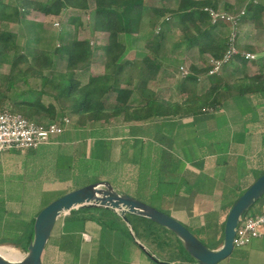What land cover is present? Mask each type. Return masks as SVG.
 I'll return each instance as SVG.
<instances>
[{"label":"crops","instance_id":"0c3cea01","mask_svg":"<svg viewBox=\"0 0 264 264\" xmlns=\"http://www.w3.org/2000/svg\"><path fill=\"white\" fill-rule=\"evenodd\" d=\"M252 2L264 7V0H221L219 11H225V5L241 11ZM37 14L42 18H37L39 22L34 25L45 27L42 20H57ZM262 19L263 24L264 15ZM26 22L31 23L28 19ZM99 38V54L102 58L104 43L101 34ZM240 39L242 48L247 45L254 50V53L247 52L255 55L257 61L264 58V27L256 28L253 22L243 20ZM128 49L130 53L137 51L135 45H129ZM183 52H187L186 47H183ZM209 58V55H205L204 60L200 58V61L188 66L181 65L177 71L181 67L190 68L191 65L203 68ZM257 61L250 62L246 69L239 65L234 78H242L235 74L247 73L250 66L259 68ZM167 66L169 64L164 63V68L168 69ZM103 74L104 71L99 76ZM181 77L178 75L182 81ZM165 78L160 74L152 88L170 90ZM201 79L205 80L204 77ZM179 85L174 87L179 96L169 99L167 91L164 95L167 100L182 102L189 97L188 94H182ZM206 87L209 88L210 84L198 86L197 94ZM222 93L225 97L222 96L220 109L198 116L157 117L137 123H126L119 118L84 129L68 127L63 135L39 150L1 153L0 182L7 179L15 180L16 184L33 178L30 184L34 186L38 182L42 194H53L63 192L79 173L93 172L92 169L98 167L96 183L109 181L113 185V178L118 182L133 181L134 185L130 187L133 194L113 186L118 192L135 197L136 191L139 193L137 184L155 176L154 184L150 185V198L154 202L149 199L150 205L169 212L203 243L212 249H219L224 243L221 240L228 214L238 196L254 183L259 169L256 157L264 150V99L259 102L248 97L238 103L235 100L237 94ZM134 99L141 100L138 94H135ZM96 149L99 157L95 156ZM29 157H33L30 158L32 164L27 162ZM18 161L22 165L18 166ZM108 166L123 173L134 172L136 176L109 175L103 171ZM138 167H141L144 177L139 176L141 170L138 171ZM65 169L69 172L65 173ZM37 208L30 215L24 232L30 229L40 213L41 210ZM252 214L264 215V197L252 208ZM58 223L43 254V264H156L137 246L132 236L131 240L124 233L123 225L127 224L112 212L100 208H86L82 212L74 210L60 218ZM165 238L172 241L178 254V240L171 234H166ZM143 245L148 251L150 248L155 249L154 245L149 247L150 242ZM223 263L264 264V227L259 238L247 247L235 248L232 256L219 264ZM171 264L195 262L189 260L184 263L177 258Z\"/></svg>","mask_w":264,"mask_h":264},{"label":"trees","instance_id":"16d2710c","mask_svg":"<svg viewBox=\"0 0 264 264\" xmlns=\"http://www.w3.org/2000/svg\"><path fill=\"white\" fill-rule=\"evenodd\" d=\"M174 1L177 4L176 8L165 5L160 8L150 6L147 0H95V8L92 10L88 0H47L46 2L0 0V25L2 23L21 24L32 12L55 18H61L67 12H73L66 23L73 25L76 32L75 37L62 38L54 50L43 51L23 48L18 44V35L14 31L0 30V68L4 64L10 66V72L2 77L0 83V113L4 112L7 103H10L12 112L30 121L44 124L43 119L57 121L61 117H70L73 120L70 127L77 129L94 126L99 122L110 123L119 118L126 123H137L157 117L189 114L198 116L220 109L223 102L221 91L225 92L224 95L237 94L238 98L235 100L238 103L244 102L248 97L262 101V98L264 99V58L257 61L260 68L259 74L249 76L244 72L243 77L239 79L233 76L238 71L239 65L246 69L250 62L256 61H250L244 57L243 54H247V51L254 53V50L247 45L242 48L240 38L237 42L240 53L224 66L221 75H209L213 69L209 61L203 68L191 65L189 68L191 73L187 78H182L178 71L182 79L179 89L182 94L189 96L186 100L169 101L164 96L169 89L157 87L154 90L152 88V84L160 77L164 63L173 66L177 64L176 61L169 60V54L165 49L169 39L168 34L175 26H179L181 32V38L174 46L175 52L181 47H186L187 52L196 48L201 59L209 55L215 60H222L229 48L230 25L221 21L213 24L209 12L206 11V9L219 11L221 0ZM86 12L91 14L92 32L102 35L101 40L104 44L101 51L104 54L105 73L102 76H90L88 82L82 85L78 79V71H88L94 59L90 40H82L78 37L85 25L80 14L77 13ZM225 12L240 14V11L234 10L229 5H225ZM263 15L264 7L252 2L246 7V15L242 18L241 24L243 20H249L255 24L256 28L264 27ZM168 17L171 20L166 21ZM145 20L148 22L149 29L157 34L151 36L152 39L144 46L145 53L142 52V58L138 59L139 52L130 53L127 44L122 42L120 37L125 36L129 42L137 41L138 38L134 39V37L142 36L141 29ZM39 27L43 29L44 26ZM58 59H67L65 71L57 68ZM227 67L229 69L226 70ZM202 77L205 80H202ZM32 81H39V87H32ZM203 83L207 85L209 83L210 87H206L202 93L197 94V87ZM24 87L25 90H23ZM110 94L116 95V98L113 104L107 106L104 98ZM135 94L139 95L140 101L134 99ZM45 96L53 99L48 105L43 101ZM57 107L60 108L59 112ZM258 161L259 169L254 182L264 174V150L258 154ZM68 192L70 191H65V193ZM84 210L80 209L79 212ZM160 211L170 215L169 212ZM128 217L137 238L143 244L150 242L149 247L154 245L155 249L150 248L149 252L159 257L160 261L172 263L178 258L185 263L192 260L180 241L170 231L148 219L132 215ZM35 220L27 232L14 238L0 239V246L12 244L27 253L34 237ZM125 228L124 233L132 240L128 228L126 226ZM166 234H171L178 240L180 246L177 251L182 255L179 253L175 255L174 244L169 238H165Z\"/></svg>","mask_w":264,"mask_h":264},{"label":"rangeland","instance_id":"374dc122","mask_svg":"<svg viewBox=\"0 0 264 264\" xmlns=\"http://www.w3.org/2000/svg\"><path fill=\"white\" fill-rule=\"evenodd\" d=\"M38 1L46 2L47 0H38ZM88 2L90 5V8L93 10L95 8V0H88ZM147 3L150 6H154L158 8L162 7L163 5H165L166 7L176 8V5H177L174 0H165L163 2L161 0H147ZM31 14H30V17L29 16L26 17V20L28 19V22H31V23L28 24L26 21L22 22L21 24L2 23L0 25V30L14 31L18 35V39H17L18 44L21 45L23 48L28 47V48H33L35 50H43V51L44 50H54L60 44V40L62 38H72V37H75L76 35L74 26L66 23L67 18L70 15H72L73 12H67L66 15H63L61 18H56L57 20L53 18L42 20L41 23L45 25L43 29L40 28L38 25H34V24H38L39 22L37 18L41 19L42 17L38 15L37 13H33L32 15ZM77 14H80L82 18V22L85 25L84 29L79 33L78 37L79 39H82V40H90L91 45L94 50V59H93V63L90 69H88V71H78V79L82 82V85H85L88 82L90 76H99V74L103 73V71L105 73L104 57L101 58V55L99 54V44H101L99 43L100 42L99 33L94 34L92 32L91 14L87 12L77 13ZM169 20H171L170 17L166 18V21H169ZM144 22L145 24L142 25V29H141L142 36L134 37V39L138 38L137 41L129 42L125 36L120 37L121 41L127 44V47L129 45L130 46L135 45V49L137 50L136 52L141 53V55L139 53L137 54L138 59L142 58V52L145 53L144 46L147 44L149 40L152 39L151 36L153 34H157L153 32L151 29H149L148 22H146V20ZM55 23H60V25L56 26L54 25ZM158 30L159 28L157 29L156 32H158ZM169 32L170 31H168V33ZM168 38L169 39L166 42L165 49L167 51V54H169V60L173 62L176 61L177 64L175 66L173 65L167 66L168 69L164 68L163 72L161 73V76L164 78L166 77L165 81L169 83L168 85H170L171 87L168 92V98L175 99L176 96H179V94H178V90L175 89L174 87L181 83V80L178 78V75H179L177 71L179 69L178 67L184 64L185 66H188L189 64L196 63L200 61V56L197 51L198 49L196 48H194L191 52H183V47H181L177 52H175L176 49L174 46L176 42H178V40H180L181 38V32H180L179 26H175L173 28L171 33L168 34ZM245 42H246V39H245ZM183 57L184 59H181ZM203 60H204V57H203ZM56 65L59 70L65 71L67 69V59H64V60L58 59ZM99 65H101L102 67H99ZM9 72H10V66L6 64L2 65V67L0 68V83L2 82V77L4 75H7ZM246 72L248 73V75L254 76L256 74H259L260 68H257V67L255 68V67L250 66ZM235 75L239 77V76H243L244 74L243 72H238ZM31 84H32V87L35 88V87H39L40 82L32 81ZM199 88H200V85H199ZM25 89L26 88L24 87L23 90ZM115 98H116V95L114 94H110L106 96L104 98L105 104L107 106L110 104H113L115 102ZM136 100L140 101L139 99H136ZM43 101L46 105H48L53 101V99L48 96H45L43 97ZM227 104L230 105V102H228ZM6 110L12 111V105L10 103H7ZM57 110L59 112L60 108L57 107ZM67 118L70 120V125H71V121H73L72 118L70 117H67ZM43 120L45 121L44 124H49L53 122V121H48V118L43 119ZM77 129H80V128H77ZM98 153L99 152H97V149H96V155H95L96 157H99ZM30 158H33V157H29L27 159V162L29 161V164H32L30 161ZM256 159L258 160V155ZM16 164H18V166L22 165L21 161H18ZM138 168H137L138 171L141 170V167H138ZM98 169L99 168L96 167L92 169L93 172L87 171V172L79 173L78 175L75 176L74 182L72 183L73 185L71 184L70 186H67V188H65L63 192H55L53 194H42L39 190L38 182H36L34 186L30 184L29 181H33V178H29V180H26V181H19L16 184H15V180H11V181L10 180L7 181V179L2 180L0 182V239L14 238L15 236L19 234L21 235L25 231V228H26L25 226L27 225V222L29 221L30 215L33 213V211L37 207L40 210H43L50 203L57 200L64 194H66L65 191L67 190L71 191L74 188L77 189V187H84V186L96 183L97 181L96 175L99 173ZM103 171L109 175L116 173L118 175H124L130 178H133L134 176H136L134 172H129V174L123 173L122 171L113 170L110 166L104 168ZM64 172L66 173L69 171L68 169H65ZM138 173H139V176L142 175V177H144V172H142V170L141 172H138ZM154 180H155V176H151L149 177V181H143L137 184L139 188V193L136 191L135 193L136 199H140L149 204L151 203V201L154 202V199L150 198L151 197L150 196L151 194L150 185L154 184ZM111 182L113 183V185L119 187V189H121V191L125 193L130 194L133 192L132 188H130V187H133L134 185L133 181L128 182V181L122 180L118 182L116 178H113ZM149 199H151V201ZM58 224L59 223L57 222V225L55 227V232L58 228ZM123 227L125 228L124 225ZM126 227L129 230V227L127 225ZM260 230H262V228ZM129 234H131L130 230H129ZM2 246L11 247L14 250L15 254L19 255L21 259H23L27 254L26 252H24L23 250L17 248L16 246L12 244H4Z\"/></svg>","mask_w":264,"mask_h":264},{"label":"water","instance_id":"95a60500","mask_svg":"<svg viewBox=\"0 0 264 264\" xmlns=\"http://www.w3.org/2000/svg\"><path fill=\"white\" fill-rule=\"evenodd\" d=\"M264 197V174L260 176L235 202L224 229V243L212 249L173 216L130 195L118 192L109 181H101L70 191L40 211L34 223V237L23 259L12 260L0 253V264H43L42 257L60 218L74 210L100 208L112 212L129 227L137 246L152 260L171 264L153 256L138 240L128 216L148 219L169 230L180 241L195 264H219L230 258L235 250L236 230L247 213Z\"/></svg>","mask_w":264,"mask_h":264},{"label":"built area","instance_id":"2783aa9c","mask_svg":"<svg viewBox=\"0 0 264 264\" xmlns=\"http://www.w3.org/2000/svg\"><path fill=\"white\" fill-rule=\"evenodd\" d=\"M11 1V0H9ZM209 12L213 24L226 22L230 25L231 33L229 37V48L222 60L209 58V63L213 69L209 75H218L222 72L224 66L229 64L232 58L240 52L237 48V42L241 35V20L246 15V8L240 11V14H229L225 11H215L206 9ZM59 26L60 23H55ZM250 61H255L256 56L250 53L243 54ZM190 69L180 68L182 78L190 75ZM70 126V120L67 117H61L57 121L49 124H40L19 116L11 110H5L0 113V154L10 152H33L43 146L49 145L55 138L63 135ZM264 227V215H253L251 212L244 215L237 230L234 239L235 248H244L252 243L253 240L261 236V228Z\"/></svg>","mask_w":264,"mask_h":264},{"label":"bare ground","instance_id":"6f19581e","mask_svg":"<svg viewBox=\"0 0 264 264\" xmlns=\"http://www.w3.org/2000/svg\"><path fill=\"white\" fill-rule=\"evenodd\" d=\"M0 253L5 256L6 258L12 259V260H19L21 257L19 255L15 254L14 250L11 247L6 246H0Z\"/></svg>","mask_w":264,"mask_h":264}]
</instances>
